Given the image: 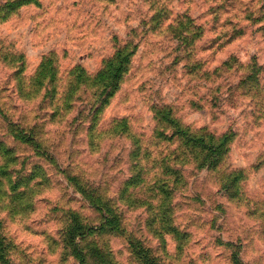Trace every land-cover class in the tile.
Wrapping results in <instances>:
<instances>
[{"label": "rangeland", "instance_id": "1", "mask_svg": "<svg viewBox=\"0 0 264 264\" xmlns=\"http://www.w3.org/2000/svg\"><path fill=\"white\" fill-rule=\"evenodd\" d=\"M0 43L24 63L21 92L0 56V140L47 177L0 212L8 264H139L137 242L158 264H264V0H38Z\"/></svg>", "mask_w": 264, "mask_h": 264}, {"label": "trees", "instance_id": "2", "mask_svg": "<svg viewBox=\"0 0 264 264\" xmlns=\"http://www.w3.org/2000/svg\"><path fill=\"white\" fill-rule=\"evenodd\" d=\"M28 4H38V0H0V23L7 19L10 15H12L15 11L19 10L21 7ZM2 44L0 43V48L2 49ZM123 50H118L115 52L113 59L109 61V71L106 75L108 81H105V88L113 89V81H117L121 79L124 73V58L122 56ZM0 56L3 60H8L10 58L12 63L9 65L16 68L15 72H13V76L17 79V85L19 86V90L22 92V74L24 72V63L21 62L22 54L16 55L13 53H0ZM53 61L51 59H47V63H41L39 66V70L32 78H29V87L32 91H35L36 87H40L44 85L47 80V83L51 82L54 78V72L52 69L48 70V65ZM47 68V69H46ZM106 80V79H105ZM114 85V87L116 86ZM107 88V89H108ZM27 96V95H26ZM26 98H35V95H29ZM163 109H160L156 112L155 117H160V115H164ZM0 115L4 117V112L0 108ZM8 130L12 134V136L20 140L19 135L22 134L19 126L14 122L7 123ZM24 138L25 137H22ZM201 136H195L189 141H193L192 147L197 148L199 150H203L206 147L203 146L201 141ZM197 143H200L197 146ZM32 168L29 169V172H24V166H21L20 159L18 158L17 152L11 146H8L5 141L0 140V212H10L12 215H25L28 212V209H32L34 198L39 195V190L41 186L47 182L46 171L39 163H34ZM37 193V194H36ZM167 223V232L169 234H174L175 237L179 236L177 230L172 227L171 223ZM3 225L0 221V264H8L6 253L8 252V248L10 243L6 240V237L3 233ZM109 227L103 226L102 230L105 231ZM115 231V230H114ZM109 232H102V236ZM174 237V236H173ZM177 249L179 252L183 251L188 243L189 236L186 235L184 238L177 237ZM180 240V241H179ZM131 253L135 257V260L139 264H158L157 257L152 254V252L148 249H144L142 243L137 242V245L131 246ZM103 249L105 264H117L110 258L109 252L105 253ZM135 253V254H134ZM232 260L234 264H240L238 260L233 258Z\"/></svg>", "mask_w": 264, "mask_h": 264}]
</instances>
